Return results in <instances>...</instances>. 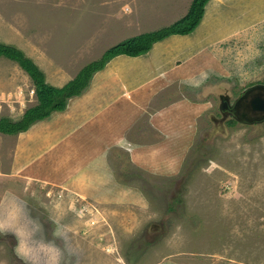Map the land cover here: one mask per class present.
Listing matches in <instances>:
<instances>
[{"label":"rangeland","instance_id":"1","mask_svg":"<svg viewBox=\"0 0 264 264\" xmlns=\"http://www.w3.org/2000/svg\"><path fill=\"white\" fill-rule=\"evenodd\" d=\"M120 1L114 0L115 9H124ZM181 2L124 0L127 13L133 15L136 10L142 26H149L142 33L173 23L174 16L180 14L182 5L178 10L176 6ZM19 14L36 31L51 32L55 36L52 44L61 49L83 36L84 25L90 30L88 16L81 13L73 20L49 21L50 10L48 14L44 6L41 20H36L34 11L25 16L0 8V43L13 45V41L26 56L47 67L49 75L45 76L49 84L61 87L55 84L60 82L56 79L61 72L59 62L67 63V57L71 59L69 54L44 60V55L28 42L6 41L1 36L3 30L11 32L6 24L13 17L19 18ZM56 21L62 26L55 31ZM159 45L155 48L162 50L164 45ZM157 55L132 64L152 63ZM212 56L220 58L213 60L209 53L195 52L181 54L179 60L174 57L172 61L188 64L190 70L201 63L211 65L212 69L203 75L195 71L196 77L190 81L160 77V88H155H164L163 93L168 94L161 103L153 101L154 105L176 107L184 100L189 101L191 108L197 103L203 105L194 137L188 136L189 123L196 116L192 117L190 109L184 116V120H189L182 130L185 136L179 139L178 135L173 142L191 145L182 156L179 172L153 174L134 165L127 151L116 148L110 155L117 179L119 184L142 193L138 205L102 206L85 201L77 207L89 213L81 216L73 208L77 199H64L63 193L37 187L36 193L24 199L28 205L13 203L15 223L0 226V264H58V260L60 264H264V123L253 126L215 121L222 118L221 94L234 100L248 87L264 83V23L247 40H232L212 48ZM162 82L168 85L161 87ZM32 90L35 86L26 71L17 62L1 56L0 117L20 119L37 104L36 92ZM178 122H182V117L178 116ZM0 165L6 168L8 161ZM49 195L61 203H52ZM53 229L56 235L62 232L67 243L53 235L48 238ZM74 231L82 238L75 239ZM54 241L59 246H54Z\"/></svg>","mask_w":264,"mask_h":264},{"label":"crops","instance_id":"2","mask_svg":"<svg viewBox=\"0 0 264 264\" xmlns=\"http://www.w3.org/2000/svg\"><path fill=\"white\" fill-rule=\"evenodd\" d=\"M192 1L182 0L176 6L177 10L179 5L182 8L180 14L174 16V22L187 14ZM120 2L124 9H115L114 0H0V8L25 16L34 11L36 20H41L44 6L48 14L50 10L49 21L56 18L73 20L74 16L83 13L88 16L87 23L90 25V30L87 24L84 25L83 36H78L65 49L52 44L55 36L52 37L51 32L36 31L26 18L20 19V14L19 18L13 17L6 24L11 32L3 30L1 36L6 41L28 42L44 55V60L53 55L69 54L71 59L67 57V63L59 62L61 72L55 73L60 81L55 84L64 86L86 64L100 58L110 45L148 29L149 26H142L136 10L131 15L125 9L124 0ZM263 14L264 0H210L201 24L193 33L171 35L157 42L164 45L162 50L156 49L155 43L153 50L141 57H115L106 68L94 74L84 95L82 93L70 99L65 110L52 113L25 132L15 135L0 133V164L8 161L6 168L0 165V226L15 223L11 210L13 203L28 205L24 199L36 193L34 189L37 187L54 189L63 193L64 199H77L78 204L73 207L77 213V206L85 201L102 206L138 205L142 193L119 184L117 179L110 155L116 148L127 151L134 165L153 174L172 175L179 172L182 156L187 154L191 145L181 146L179 141L177 144L173 142L178 135L179 139L185 136L182 130L189 120H184V116L190 109L192 117L196 116L189 123L188 136L194 137L203 105L197 103L191 108L188 100L178 102L176 107L154 105L155 102L161 103L168 94L163 93L164 88L155 90L156 86L160 88L164 76L190 81L196 77L195 71L203 75L211 70V65L203 63L198 66L193 64L190 70L188 64L172 60L174 57L179 60L181 54L194 52L209 53L213 60L219 59L212 56V48L217 49L232 40L243 41L253 37L259 25L264 23ZM55 23L56 31L62 24H59L60 21ZM11 43L14 45L13 41ZM154 53L158 55L152 63L143 62L142 66L140 63L137 66L132 64L144 61ZM158 62L160 65L157 66ZM36 63L49 75L46 66ZM164 85L167 86L168 82L161 83V87ZM178 116L182 117L180 123ZM164 133L168 134L163 137ZM50 198L52 203H61L57 197ZM54 232L55 229L48 238L53 235L60 242L67 243L62 232L58 235ZM76 232L73 235L75 239L82 238ZM73 236H68V239L72 240ZM54 246H59V243L54 241ZM58 262L60 264L61 261Z\"/></svg>","mask_w":264,"mask_h":264},{"label":"trees","instance_id":"3","mask_svg":"<svg viewBox=\"0 0 264 264\" xmlns=\"http://www.w3.org/2000/svg\"><path fill=\"white\" fill-rule=\"evenodd\" d=\"M209 1L193 0L187 14L174 23L158 30L129 37L111 46L100 58L86 64L73 79L61 87L49 84L44 71L33 59L26 56L23 50L14 45L0 43V57L4 56L17 62L26 71L34 83L37 96V104L28 108L20 119L0 117V133L15 135L25 132L36 122L50 117L52 113L65 110L69 100L84 93L90 86L94 74L106 68L115 57L144 55L151 51L155 43L171 35L193 33L201 24Z\"/></svg>","mask_w":264,"mask_h":264},{"label":"flooded vegetation","instance_id":"4","mask_svg":"<svg viewBox=\"0 0 264 264\" xmlns=\"http://www.w3.org/2000/svg\"><path fill=\"white\" fill-rule=\"evenodd\" d=\"M256 97L264 100V83H257L248 87L234 100H231L229 95L221 94L219 111L222 118L220 120L215 118V121L218 124L228 120L237 124L262 125L264 123V110L255 106L254 98Z\"/></svg>","mask_w":264,"mask_h":264},{"label":"water","instance_id":"5","mask_svg":"<svg viewBox=\"0 0 264 264\" xmlns=\"http://www.w3.org/2000/svg\"><path fill=\"white\" fill-rule=\"evenodd\" d=\"M254 102H255L256 107H261V110H264V100L263 99H259L258 97H256L254 98Z\"/></svg>","mask_w":264,"mask_h":264},{"label":"built area","instance_id":"6","mask_svg":"<svg viewBox=\"0 0 264 264\" xmlns=\"http://www.w3.org/2000/svg\"><path fill=\"white\" fill-rule=\"evenodd\" d=\"M32 92L35 93V91H33V90H32ZM78 213L80 214L79 216H81V215H87L89 213V211H86V209H83V207H80Z\"/></svg>","mask_w":264,"mask_h":264}]
</instances>
